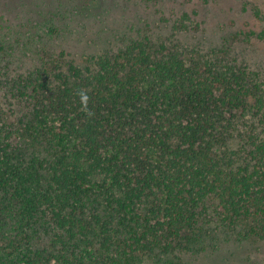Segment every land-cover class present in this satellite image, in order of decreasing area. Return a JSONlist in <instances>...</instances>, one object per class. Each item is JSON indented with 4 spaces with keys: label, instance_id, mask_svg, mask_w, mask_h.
Listing matches in <instances>:
<instances>
[{
    "label": "trees",
    "instance_id": "trees-1",
    "mask_svg": "<svg viewBox=\"0 0 264 264\" xmlns=\"http://www.w3.org/2000/svg\"><path fill=\"white\" fill-rule=\"evenodd\" d=\"M193 1L0 0V264L264 240V67L234 51L264 42V11L205 45L178 35L200 9L171 4Z\"/></svg>",
    "mask_w": 264,
    "mask_h": 264
},
{
    "label": "rangeland",
    "instance_id": "rangeland-1",
    "mask_svg": "<svg viewBox=\"0 0 264 264\" xmlns=\"http://www.w3.org/2000/svg\"><path fill=\"white\" fill-rule=\"evenodd\" d=\"M257 5L264 11V0H210L207 5L202 0H194L179 6L172 3L177 10L196 7L200 9L198 20L202 22L197 31L178 33L184 41H200L205 45L218 44L224 37L240 29L256 27L249 15L243 10L244 2ZM235 55L246 61L251 68L261 70L264 67V42L256 38L235 43ZM186 264H264V240L255 239L225 242L212 254L202 253L186 258Z\"/></svg>",
    "mask_w": 264,
    "mask_h": 264
},
{
    "label": "clouds",
    "instance_id": "clouds-1",
    "mask_svg": "<svg viewBox=\"0 0 264 264\" xmlns=\"http://www.w3.org/2000/svg\"><path fill=\"white\" fill-rule=\"evenodd\" d=\"M80 95H81V100H82V102L86 104L87 99H88L87 95L84 94L83 92H81Z\"/></svg>",
    "mask_w": 264,
    "mask_h": 264
}]
</instances>
